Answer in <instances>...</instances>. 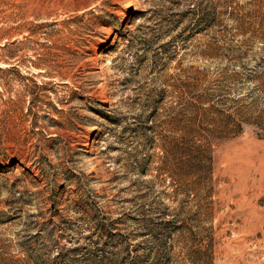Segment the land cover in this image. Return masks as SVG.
<instances>
[{
    "label": "rangeland",
    "instance_id": "374dc122",
    "mask_svg": "<svg viewBox=\"0 0 264 264\" xmlns=\"http://www.w3.org/2000/svg\"><path fill=\"white\" fill-rule=\"evenodd\" d=\"M0 264H264V0H0Z\"/></svg>",
    "mask_w": 264,
    "mask_h": 264
}]
</instances>
